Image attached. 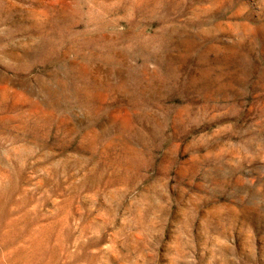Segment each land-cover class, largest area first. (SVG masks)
I'll return each mask as SVG.
<instances>
[{"label":"clouds","instance_id":"obj_1","mask_svg":"<svg viewBox=\"0 0 264 264\" xmlns=\"http://www.w3.org/2000/svg\"><path fill=\"white\" fill-rule=\"evenodd\" d=\"M13 2L0 0V82L27 106L0 118V218L26 175L53 184L74 176L67 187L79 186L82 206L54 244L0 231V264H67L117 218L123 228L109 237L107 252L118 255L116 241L131 225L150 255L145 264H156L173 202L172 172L186 162L202 204L229 202L264 221V24L248 20L252 44L229 57L212 45L237 48L235 39L214 17L190 13V0H45L39 13L4 15ZM212 57L220 62L206 64ZM194 62L203 67L194 71ZM163 157L171 164L161 174ZM38 164L44 166L37 171ZM145 179L149 190L140 192ZM45 199L52 196L27 207L16 197L13 211L26 208L24 215L35 218ZM53 203L48 215L61 210L60 200ZM91 213L86 233L76 237L79 247L66 244L68 231ZM249 234L256 241L251 225ZM210 239L221 264L264 259L256 242L239 254L227 230ZM171 248L169 264H199L194 219L179 227ZM100 264H109L107 256Z\"/></svg>","mask_w":264,"mask_h":264},{"label":"rangeland","instance_id":"obj_2","mask_svg":"<svg viewBox=\"0 0 264 264\" xmlns=\"http://www.w3.org/2000/svg\"><path fill=\"white\" fill-rule=\"evenodd\" d=\"M44 8L45 0H14L4 15H28L32 12L39 13ZM188 11L197 17H214L219 31L235 39L237 48L224 49L215 44L212 45L216 53L221 56L230 57L241 51L245 45L252 44L253 37L249 31L248 20L252 23L264 24V0H190ZM259 36L264 42V32L259 33ZM219 62V58L212 57L206 61V64L214 65ZM197 67H203V65H196L194 62L193 70L195 71ZM26 106L17 94L10 91L6 84L0 82V109L4 110L0 111V118H6L11 113ZM250 107L251 110H256L255 105ZM115 157L116 154L113 153L109 154L107 159L111 161ZM157 163L161 165L160 172L163 174L167 171L171 161L169 158L163 157ZM43 166L38 164L36 170L38 171ZM194 173V167L187 162L172 172V175L176 177L172 182L173 186L170 187L173 202L168 223L164 228L163 241L156 264H160L161 260L164 261V264H169L168 256L174 251L171 245L176 240L179 227L188 224L193 219L195 221L199 264H210V262L211 264H221L219 259L221 252L217 251L216 257L213 256L214 241L210 239V234L225 230L234 239L239 254L244 255L256 242L258 253L264 256V221L257 218L255 214H249L246 210L233 207L229 202L211 201L202 204L203 190L199 186L193 187L190 183ZM122 175L123 173L115 177L113 184H108L107 189L115 186ZM74 179V176H70L67 181L60 180L57 184H53L45 177L35 175L33 179H28L26 175L20 189L13 196L12 202L8 204L4 216L0 218V231L7 229L22 230L25 236L35 235L37 240H46L54 244L57 234L60 233L64 224L73 225V218L81 217L79 209L82 205L75 199L79 186L71 190L67 187ZM131 183H136L135 176L131 178ZM149 185L150 180H143L138 191L147 192ZM33 186V191L25 192L26 188H33ZM49 194L52 199H45L43 210L35 218L24 215L26 208L13 211L14 206L19 203L16 197H23L27 207H30L38 198H44ZM53 200L62 202L61 210L53 215H48L50 211L55 209ZM83 206L86 207V205ZM125 207H127V203H125ZM193 210H196L199 215L195 216ZM120 215H124L123 210H121ZM95 216L96 213L84 214L79 227L73 226L70 231L66 230L68 231L66 244L79 247L75 244L76 237L82 231L86 233L87 226ZM250 225L256 234V241L250 237ZM122 228L120 219L117 218L114 224L107 228L99 241L90 242L81 247L79 254L74 255V258L67 261V264H100L101 258L104 256H107L109 264H145L146 260L150 259V255L141 238L136 234L137 229L131 225L128 226L131 231H125L123 238L116 241L115 251L118 255H113L105 249L104 246L109 243V237L112 233ZM95 249L100 251L96 252ZM58 252L59 249H57ZM259 264H264V259H260Z\"/></svg>","mask_w":264,"mask_h":264},{"label":"bare ground","instance_id":"obj_3","mask_svg":"<svg viewBox=\"0 0 264 264\" xmlns=\"http://www.w3.org/2000/svg\"><path fill=\"white\" fill-rule=\"evenodd\" d=\"M244 238V237H243Z\"/></svg>","mask_w":264,"mask_h":264}]
</instances>
